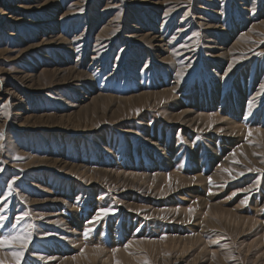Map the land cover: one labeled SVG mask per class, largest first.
Masks as SVG:
<instances>
[{
  "label": "rangeland",
  "instance_id": "1",
  "mask_svg": "<svg viewBox=\"0 0 264 264\" xmlns=\"http://www.w3.org/2000/svg\"><path fill=\"white\" fill-rule=\"evenodd\" d=\"M262 53L264 0H0V235L28 213L21 264H264V176L223 171L264 168Z\"/></svg>",
  "mask_w": 264,
  "mask_h": 264
},
{
  "label": "snow or ice",
  "instance_id": "2",
  "mask_svg": "<svg viewBox=\"0 0 264 264\" xmlns=\"http://www.w3.org/2000/svg\"><path fill=\"white\" fill-rule=\"evenodd\" d=\"M189 3H191V0H189ZM165 15H168V13L165 12ZM193 35H196V33H193ZM262 54H264V53H262ZM169 63H171V61H169ZM231 68H232V65L229 64L228 70H231ZM184 75H185V69L184 68H181V69H178L175 71V76L178 79L183 78ZM259 88L262 90V92H264V83H261L259 85ZM137 112H139V110H137ZM245 119H247V117H245ZM212 127H213L212 115L210 114L209 115L208 128L211 129ZM256 132L259 133L260 129L257 128ZM251 134H252V129H249L248 136H250ZM2 138H4V129H0V139H2ZM247 138L248 137L246 136L245 139L247 140ZM231 155L233 156L232 163H239V161L235 159L236 152L234 151L233 153H231ZM241 155H243V153H241ZM254 155H257V154L254 153ZM17 159H21V157H17ZM261 163H264V160H262ZM2 171H3V169H0V172H2ZM223 171L227 172L229 174L231 180H237L238 178L246 177V173H260L262 176H264V168H256V167L247 168L246 172L241 171V172L236 173L235 175H232L231 169H223ZM17 179H18V177H13L12 179H10L7 182L8 187L11 188ZM193 180H195L194 177H193ZM208 183L210 186L212 185V178L211 177H208ZM260 184H261L260 179H256L249 187L237 188L230 195L225 197V199L231 200L241 192L252 193L254 190L259 191L260 190ZM226 186H227V182H225L224 184L218 185V187H221V188L226 187ZM212 194L213 193L211 192V187H210L209 188V195H212ZM249 199H250L249 196H247V195L244 196V198L240 201V205H238V207L241 205L247 206ZM193 203H196V202L193 201ZM130 211H131V209H130ZM176 211L178 212L179 208H177ZM194 211H195V209L192 208L191 206H189L187 209V212H188L190 217L192 216ZM27 215H28V213L24 212L21 215L14 217L15 223H11V225H10L11 230H12L11 234L0 235V250L5 249V248H11L12 249V251L10 253H8V255L11 256L12 264H21V260L24 257L25 251L28 250L29 243L31 242V239H32V235H31L30 231L21 232V231L16 230V224L19 223L20 221H23ZM109 215H115V209H112L110 207L98 208L96 210L95 216L93 217V220L88 221V223L96 222L100 219L107 218ZM206 215H207V212H205V216ZM6 219H7L6 217L0 216V221H4ZM41 219H43V218L41 217ZM145 219H151V217L146 216ZM160 219H164V217L161 216ZM189 222H191V220H189ZM8 227H9L8 225H6L4 223H0V229H6ZM33 227H34V225H32V224L27 225V229H32ZM137 231H139V229H137ZM84 235L87 238L88 232L86 231L84 233ZM158 238L160 240H164V239H166V234L161 235ZM143 239H149V238L144 237ZM132 243H133V241L129 240L127 243H125L123 245L124 249L127 250L132 245ZM209 244L210 245H217V244H219V239L209 240ZM93 247H94V250H98L100 248V245H94ZM225 247H227V246H225ZM111 251L113 254H115L118 251V248H112ZM83 253H84V248H81L80 254L83 255ZM212 256H213V258H215L216 253L212 252ZM72 258L75 259L76 257L73 256ZM41 259H43V257H41ZM0 264H5V262L0 261ZM117 264H119V262H117ZM144 264H148V262L144 261Z\"/></svg>",
  "mask_w": 264,
  "mask_h": 264
},
{
  "label": "bare ground",
  "instance_id": "3",
  "mask_svg": "<svg viewBox=\"0 0 264 264\" xmlns=\"http://www.w3.org/2000/svg\"><path fill=\"white\" fill-rule=\"evenodd\" d=\"M141 35H139V37H140ZM143 37H145L146 39H145V41L147 42V41H149L148 43L150 44V42H157V38L158 37H156L155 35H149V34H145ZM143 37H141V38H143ZM157 45V44H156ZM159 45V44H158ZM160 46V45H159ZM161 47V46H160ZM203 105H200V108L202 107ZM20 109V108H19ZM202 109H204V108H202ZM18 113H15V115H17ZM54 166V165H53ZM99 173V172H98ZM82 176V175H81ZM129 176V175H128ZM122 177V176H121ZM129 179H131V178H129ZM128 182V181H127ZM211 210V209H210ZM218 214H220L219 212H218ZM221 215V214H220ZM88 250V249H87ZM97 252V250L96 251H88V256H89V258H91V259H94V257L96 256V253ZM106 255V254H105ZM103 256V255H102Z\"/></svg>",
  "mask_w": 264,
  "mask_h": 264
}]
</instances>
